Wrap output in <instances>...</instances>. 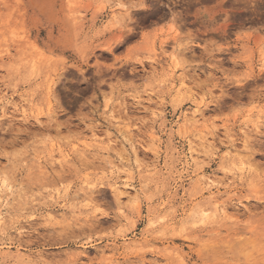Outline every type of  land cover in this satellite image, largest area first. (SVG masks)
<instances>
[{
    "label": "rangeland",
    "instance_id": "374dc122",
    "mask_svg": "<svg viewBox=\"0 0 264 264\" xmlns=\"http://www.w3.org/2000/svg\"><path fill=\"white\" fill-rule=\"evenodd\" d=\"M0 94V264H264V0H0Z\"/></svg>",
    "mask_w": 264,
    "mask_h": 264
},
{
    "label": "bare ground",
    "instance_id": "6f19581e",
    "mask_svg": "<svg viewBox=\"0 0 264 264\" xmlns=\"http://www.w3.org/2000/svg\"><path fill=\"white\" fill-rule=\"evenodd\" d=\"M33 63V62H32ZM200 95V93L198 92H195V96H198ZM23 96V98H22ZM20 98H22L20 100V102L16 101L14 102L13 99H10L9 97H7L6 94H0V103H3V106H2V114L0 115V117L2 116H10L11 114L7 111L8 110V107H11L13 109V111H20L24 117L27 116L26 114V110H25V107H24V104H25V101H26V98L24 97V95H22ZM138 97L136 96V99ZM140 98V96H139ZM205 102L204 100H199V101H195L194 103V106L191 108V109H187L186 111H184L182 113V115L180 116V119L184 120V121H194V122H197L199 121L200 119H203L205 117ZM153 114L155 115V117L159 116V114L156 112V109L155 111H153ZM7 116V117H8ZM13 116V114L11 115ZM94 134H96V136H101V134H99V131L97 130H93ZM109 147V148H108ZM106 147L108 149V151H110L112 149V145L109 144V146ZM227 150H226V153L227 154H230L234 151H236L238 153V147L234 146H230V145H227ZM206 153L210 152L211 151V147L210 145L208 147H204V150H202ZM200 152V150L196 149L195 146L193 144L190 145V151H189V155H190V158L194 161V162H197L199 159H201V154L198 153ZM137 157V156H135ZM127 161H130V160H127ZM127 161H123V159H120L117 161V164H113V160H110V161H107L111 167H116V168H125L127 169ZM130 164V163H129ZM117 165V166H116ZM202 182H205V183H214L216 180L215 176L213 175H209V174H203L202 177L200 178ZM133 186L128 183V182H121L119 180H114V182H112V185H111V188L114 192V194L118 195V196H121L123 194H129L131 191L129 189H131ZM77 195H75L76 197ZM48 215H50L51 217L53 218H64L65 216V213H56V212H49ZM21 233V232H20Z\"/></svg>",
    "mask_w": 264,
    "mask_h": 264
}]
</instances>
